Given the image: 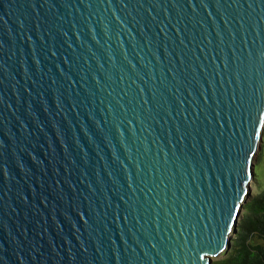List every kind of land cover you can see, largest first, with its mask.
<instances>
[{"label": "water", "instance_id": "obj_1", "mask_svg": "<svg viewBox=\"0 0 264 264\" xmlns=\"http://www.w3.org/2000/svg\"><path fill=\"white\" fill-rule=\"evenodd\" d=\"M264 128V0H0V264H213Z\"/></svg>", "mask_w": 264, "mask_h": 264}, {"label": "trees", "instance_id": "obj_2", "mask_svg": "<svg viewBox=\"0 0 264 264\" xmlns=\"http://www.w3.org/2000/svg\"><path fill=\"white\" fill-rule=\"evenodd\" d=\"M257 158L253 171L255 179L258 166L264 172V128ZM215 264H264V189L247 196L225 256Z\"/></svg>", "mask_w": 264, "mask_h": 264}, {"label": "rangeland", "instance_id": "obj_3", "mask_svg": "<svg viewBox=\"0 0 264 264\" xmlns=\"http://www.w3.org/2000/svg\"><path fill=\"white\" fill-rule=\"evenodd\" d=\"M259 149H260V147L258 149H256V151L254 152V155H253V163H254V165L258 161L257 157H258ZM259 165H261V164H259ZM257 171H258L257 179L252 177L249 180V183H248L249 184V191L247 193L248 195L258 193L259 191L264 189V172H263V170H262V168L260 166L257 167ZM240 216H241V211H240L239 217L237 219V222L239 221ZM233 236H234V234H232V237ZM224 256H225V251H223L222 253L218 254L217 256L212 257L213 264H215V261L221 259Z\"/></svg>", "mask_w": 264, "mask_h": 264}]
</instances>
